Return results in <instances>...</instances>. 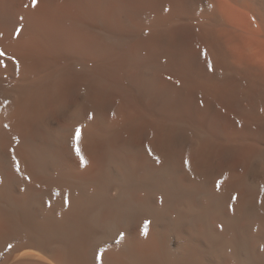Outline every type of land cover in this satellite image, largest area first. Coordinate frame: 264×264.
Returning a JSON list of instances; mask_svg holds the SVG:
<instances>
[{"label": "bare ground", "instance_id": "1", "mask_svg": "<svg viewBox=\"0 0 264 264\" xmlns=\"http://www.w3.org/2000/svg\"><path fill=\"white\" fill-rule=\"evenodd\" d=\"M0 53V264H264V0H0Z\"/></svg>", "mask_w": 264, "mask_h": 264}, {"label": "snow or ice", "instance_id": "2", "mask_svg": "<svg viewBox=\"0 0 264 264\" xmlns=\"http://www.w3.org/2000/svg\"><path fill=\"white\" fill-rule=\"evenodd\" d=\"M36 2H37V0H32L33 6H35ZM0 55H3V53H0ZM77 135H79V130H77Z\"/></svg>", "mask_w": 264, "mask_h": 264}]
</instances>
